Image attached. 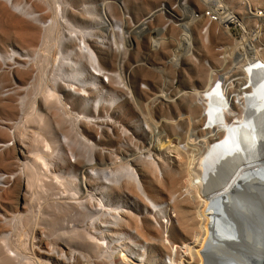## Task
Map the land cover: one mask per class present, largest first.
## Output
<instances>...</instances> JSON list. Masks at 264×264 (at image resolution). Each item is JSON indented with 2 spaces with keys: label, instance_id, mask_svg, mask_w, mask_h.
<instances>
[{
  "label": "rangeland",
  "instance_id": "1",
  "mask_svg": "<svg viewBox=\"0 0 264 264\" xmlns=\"http://www.w3.org/2000/svg\"><path fill=\"white\" fill-rule=\"evenodd\" d=\"M160 1L0 0L1 38L8 25L34 24L38 31V42L33 47L15 41L6 43L0 40V115L3 114L1 106L7 104H13L23 112V115L17 113L15 116L0 117V142L5 143L0 146V166L3 167L0 170V264H37L40 257L46 264H57L59 261H56V258L61 251L59 247L78 241L72 234V227L55 224L60 217L59 212L61 213L55 203L56 199L64 195L65 189L71 193L84 191L83 185L78 187L74 181L75 177L81 176L82 173L78 166H72L74 162L70 161L71 154H76L82 162L93 158L99 164L109 165V168L114 170L125 168L122 181L127 184L125 188L129 192L121 197H113L115 203L122 205V209L130 210L139 204L140 210L146 213L148 209L144 207L143 195L132 171L139 178L142 190L149 195V200L160 204L159 208L165 209L173 189L172 180L176 171L183 168L184 160H188L189 156L196 153L199 155V152L207 150V144L202 146L204 141L200 140L206 135L209 136L210 130L219 123L228 122V119L224 122L216 120L217 124L207 132V126L203 122V109H207L206 105L200 104L198 97L192 92L195 89H204L210 75L224 84L233 80L229 86L237 89L236 78L243 77L244 66L249 62L247 48L236 47L242 38L250 43V49L257 50L259 59L264 62V16H255L251 12L253 8L264 12V0H223L231 10L242 17L247 24V30L242 29L236 22L231 24L229 30L222 23L211 21L208 34H203L200 25L196 26L198 31L194 39V53L199 58L204 55L209 57L214 65L220 67H217L216 75L206 71L199 64V67L193 68L196 72L194 77L201 79V85L154 84L149 85V93L142 89L140 83L149 78L158 81L161 77H157L155 69L136 66L142 62L145 52H131L129 47L123 46L125 37L116 27L119 25L126 35L131 31L135 45L140 43L141 46L146 45L149 48V43L154 38L152 36L147 40L144 37L149 33V24H145L143 33L137 34L136 30L149 14L161 8ZM187 1L201 10L211 6L201 0ZM246 1L253 6L246 8L250 13L245 11ZM168 2L170 8H173L171 1ZM159 13L160 11H157L159 17L156 18L155 24L162 26L166 20L161 18ZM144 15L146 17L141 23L136 22ZM63 16L68 17L73 26L62 22L60 19H64ZM209 21L207 15L203 17L202 22ZM154 28L157 29V25ZM171 30L175 31L174 26ZM182 36L183 34L169 32L166 42L162 44L159 43V40H162L159 35L155 45H161L163 50L161 48L155 56L152 54L155 61H160L170 50V43L178 45ZM78 37H84L93 44L95 59L87 53L79 55L76 42L69 43L70 38L74 40ZM203 41L207 43V47L202 46ZM221 50H227L225 58H221ZM239 53H243V57L238 59ZM71 58L78 59V68L69 67L64 63V60ZM95 60L103 71L105 68L112 71L122 68L126 75H130L131 82L126 85L125 82L114 79L110 85H102L101 75L94 72ZM23 72H27L25 76ZM187 81L192 82L193 78L190 77ZM250 81L241 83L240 88H248ZM51 87H55L65 99L67 107L60 99L49 96L48 89ZM82 88L87 95L79 94ZM165 89L172 93L175 90L176 96L163 99L160 95ZM97 100L101 104L96 106ZM187 113L194 115L195 120L190 122L180 119L186 117ZM107 115L133 136L128 135L120 140L103 139L104 118L101 116ZM84 120L97 123L93 125ZM21 121L26 123L22 124ZM145 124L163 128L161 134H153V147L149 151L140 147L149 137V133L144 131ZM99 128H102L101 133ZM219 133L221 131H215L214 138L219 136ZM97 134L99 139L96 138ZM120 135L117 133L116 138ZM64 137L68 138L67 142L63 141ZM20 143L25 146V158L18 152ZM154 161L158 164H154ZM214 170L211 183L218 182L221 177L220 172ZM56 176L65 182L67 188L56 182ZM30 179L34 182L30 183ZM184 179L181 181V187ZM94 185L95 188L101 186ZM205 188L199 187L206 205L209 206L212 190ZM187 196L188 191L184 192L181 199ZM46 201L47 204L43 205ZM94 206L102 207L98 206V203H94ZM121 207L116 210L111 221H115ZM170 208L173 211V207L169 206L168 209ZM157 209L153 208L152 213L155 225L154 233L149 236L152 244L148 245L147 241L133 238L130 239L127 247L129 251L126 252H134L139 257L138 255L149 251V259L144 260L146 264H171L170 256L177 259L179 257L177 264L186 258V261H192L190 264H198V261L192 260L185 251L186 243L193 240V231L186 232L181 239H174L176 232L173 227L177 226V222L174 221L173 226L169 225L167 229L162 223L165 213ZM149 212H152L150 205ZM105 217L107 212L102 210L88 217L83 226L91 227L95 220L103 221ZM112 244L105 249L106 252L99 251L100 260H95L97 264H114L113 258H119L121 248L115 249L118 245ZM41 251L49 252L51 256L43 255ZM182 254L183 257L180 256Z\"/></svg>",
  "mask_w": 264,
  "mask_h": 264
},
{
  "label": "bare ground",
  "instance_id": "2",
  "mask_svg": "<svg viewBox=\"0 0 264 264\" xmlns=\"http://www.w3.org/2000/svg\"><path fill=\"white\" fill-rule=\"evenodd\" d=\"M8 1L10 2L11 0ZM201 1L211 5L210 7H212L213 13L216 15V19H211L213 18L211 16L212 13L206 14L209 20L211 19L210 21L220 22L229 30L231 29V24L235 22L242 29L247 28V24L242 17L236 11L231 10L223 0ZM245 3L247 4L245 11H247L246 13H250L246 8L249 6L253 8V6L247 1ZM155 12H152L150 15H154ZM251 12L255 16H259L257 10L254 8ZM206 15L204 14V16ZM63 17L64 19H60L62 22L73 26L72 21H70L68 17ZM137 28V34L145 32V23L137 26ZM116 30L121 31L120 33L125 37V41L122 43L123 46H135V39L132 37L131 31H128L126 35L124 30H120L119 25L116 27ZM197 31L196 27L191 31L190 37L193 46ZM170 33L174 34L175 31L171 30ZM159 35L162 36V40L161 42L159 40V43H165L167 34L163 35V32H161ZM186 37L187 39L190 38L189 35L184 32L182 40ZM0 40L6 43L15 41L22 45L33 47L38 42L37 27L34 24L24 23L19 26L8 25L4 29L3 36L2 38L0 37ZM182 40H180V43ZM70 42H76V50L79 55L87 53L95 59L96 56L94 54L95 49L93 44L85 40L84 37H78V39L75 38L74 40L70 38L69 43ZM206 44L205 41L202 42L203 47H207ZM136 45L139 47L140 43ZM236 47L247 48L246 50L249 52L248 59L250 62V64L247 62L244 66V74L243 77H240L241 80H239L240 78H236L238 80L237 89H233V86H229L233 80L228 82V84H224L216 81L215 78L210 75L204 89H195L192 92V94L198 97L200 104L206 105L207 109H203V122H205L204 125L207 126V132L209 131L208 129L217 124L218 121L216 122V120L220 119V121L224 122L228 119V122L226 124L219 123L217 127L210 130L211 133L209 136L206 135L202 139L200 138V141H204L202 146H205V143L207 144V150L203 153L199 152V155L196 153L189 156L188 160H184L185 165H183V168L176 171L172 180L173 189L168 199L170 202H166L168 204L165 209L159 208L160 204L149 200V195L146 191L142 190V185L134 171L132 172L137 180V186L143 195L144 207H146L148 211L146 213L145 211H141V205L139 204L133 210L122 209V205L119 206L117 204V206L113 197H121L129 192L127 188H125L127 184L124 183L125 181H122L124 177L122 172H124L125 168L114 170L109 168V165L99 164L93 158L82 162L76 154H71L70 161L74 162L72 166H78L79 171L82 173L81 176L77 175L74 181L78 187L83 185L84 191L71 193L69 190L65 189L64 195L56 199L55 203L61 213L59 212L60 217L55 224L64 227H72L73 236L78 238L75 244H64V247L67 249L63 246L59 247L61 251L56 258L59 264H97L95 260H100L99 251L106 252L105 249L114 245L112 243L118 245L115 246V249L121 248L119 250V258H113L112 260L114 264H146L144 260L146 258L149 259V251L137 257L134 252H126V250H128L127 247L130 239L133 238L147 241L148 245L152 244V241H149V236L155 231L154 218L152 215L153 208L164 211L165 215L163 216L164 221H162V223L167 229L169 225L173 226L174 221L177 222V226L173 227V231L176 232V235H173L174 239H181L183 234L193 231V240L186 243L185 246L186 254H189L192 260L198 261V264H205V252L212 233V225L218 214L213 208V204H215L223 194L232 190L239 176H241L245 170L251 166L264 165V62L259 59L257 50L250 49L251 45L246 39L242 38L241 41H238ZM223 52H225L224 54L226 55L227 50ZM246 54L247 52L245 55ZM242 57L243 53L237 55L238 59ZM64 63L72 68H78L80 65L78 59L75 58L68 59L67 61L64 60ZM96 63L95 60V64ZM94 72L97 75H102L104 71L96 64ZM26 73L27 72H23V76H25ZM75 78L76 77H74V79ZM249 80H251V84L248 88H240L241 83L244 81L248 83ZM69 89L71 90L72 88ZM235 91L237 92L234 93ZM48 94L52 98L60 99L67 107L65 99L62 98L55 87L49 88ZM79 94L87 95V92L82 88ZM100 104L101 102L97 100L96 106ZM1 109L3 114L2 116L0 115V117H3V115L15 116L17 113L23 115L22 110L17 109L13 104L2 105ZM187 114L186 117L183 116V118L181 117L180 119H187L190 122L195 120L194 115L191 113ZM21 123L25 124L26 121H21ZM215 131H221L216 138H214ZM63 141L67 142L68 138L64 137ZM0 143H2L0 146H3V144L5 145L4 142ZM19 145L18 152L25 158L27 155L25 146L22 143ZM180 159L182 160L183 157ZM153 163L158 164L155 161ZM196 165H198V168H196ZM33 168L34 166L32 169ZM1 169H3V167L0 166V170ZM214 169H216V171L218 170L221 176L218 182H213L215 186L211 183V176L215 171ZM183 178L185 179L181 187ZM56 180L59 185L67 188L65 182L60 179L59 176H56ZM33 182V179H30V183ZM94 184L101 186L95 188ZM210 184H212L213 187ZM200 186L206 187L205 189H210V187H212V189H210V191H212L210 192L211 196H209V206L206 205V200L200 192ZM184 188L186 189L183 190ZM186 191L189 192V196L181 199V196ZM22 195L25 198L24 194ZM43 203V205H46L47 201ZM94 203H98V206L102 205V207L95 208ZM149 205L152 208L151 213L149 212ZM169 206L173 207V211L171 208L168 209ZM120 207L121 210L117 212L118 214L116 215L115 221H111L114 213H116V210L120 209ZM39 210L41 211L42 208ZM63 210H66V212H63ZM102 210L107 212L106 219L103 221L100 220L101 222L95 220L91 227L83 226L88 217L94 216ZM38 215L40 216V214ZM96 219L99 220L98 218ZM167 248H169V246ZM129 249L131 248L129 247ZM41 253L51 256L49 252L41 251ZM145 255H147V257L144 258ZM180 256L183 257L184 254ZM178 259L170 256L171 264H177ZM186 259H181L180 264H190L192 262L189 260L186 261ZM37 264L46 263H44L40 257L38 258Z\"/></svg>",
  "mask_w": 264,
  "mask_h": 264
},
{
  "label": "built area",
  "instance_id": "3",
  "mask_svg": "<svg viewBox=\"0 0 264 264\" xmlns=\"http://www.w3.org/2000/svg\"><path fill=\"white\" fill-rule=\"evenodd\" d=\"M171 3L173 4V8H170L168 0H161L159 2L161 10L159 14L162 15L161 18H164L165 23L162 26H159L158 24H155L157 16V11L155 12L154 15H150L146 17V15L142 16L138 21L136 22L141 23L144 20L145 24H149V33L144 35L145 39L149 40V37L152 38V42L149 43V48L144 45L141 46V48L138 49V45L129 47L130 51L135 52V53H140V52H145V56L142 58V62H139L136 64V66L142 65L146 68L150 69H155L154 71L157 73V77L159 79L158 81L152 79H146L143 80L140 84L142 89L145 91H148L150 93V88L149 85H154V84H168V85H176V84H181V83H189V84H197L201 85V79L194 77L196 76V72H194L193 67H199L198 65L200 64L206 71L213 72V75H216L215 71H217V65L213 64L212 60L207 57V56H201L200 58L197 57L194 53V48L192 45V40H191V31L197 26L200 25L202 28V33L203 34H208L209 28H210V22H202L203 21V16L206 13L207 15L212 13L211 16L213 18L211 19H216V15L213 13L212 7H208L204 10L197 9L194 6H192L190 3H188L187 0H178L177 2H174V0H170ZM158 7V6H157ZM156 7V8H157ZM155 8V9H156ZM170 8V9H169ZM154 9V10H155ZM207 10V11H205ZM151 13V12H149ZM259 16H264V12L262 10L257 11ZM160 18V19H161ZM127 19V18H126ZM131 19V17H130ZM210 19V20H211ZM132 20V19H131ZM202 22V25H201ZM155 25H157V29H155ZM175 28L176 34L180 35L183 34L184 32L189 35V39L184 38L181 43L178 45L176 43H170L169 48L170 50L164 54L163 58L160 61H155L153 58V55L155 56L156 52H159V50L162 48L161 45H155V40L159 38V33L163 32L164 34H167L170 32V28L173 27ZM150 35V36H149ZM167 47V48H168ZM163 50V48H162ZM129 51V52H130ZM221 52V58H225L222 54L225 52ZM158 54V53H157ZM200 59V60H199ZM220 68V67H218ZM169 76L167 79H164V77ZM102 79L101 84L102 85H110L111 81L114 79H117L121 82H125L126 85L131 82V77L130 75H126L125 72L123 71L122 68H118L115 71L108 70L105 68V71L101 75ZM190 77L193 78L192 82L187 81ZM163 78V79H162ZM179 89H176L178 91ZM175 90L172 93L170 90H163L162 94L160 97L166 98V97H171L172 95L176 96ZM108 96V94H106ZM108 98V97H107ZM102 113H105V111H102ZM104 118L103 122V139L107 140H114V139H122L127 137L128 135L133 134L127 130H125L124 127L120 126L116 121L111 120L108 115L107 116H101ZM87 121L90 124L97 123V121ZM101 123V122H98ZM100 133L102 132V128H99ZM144 131L149 133V137L146 138V141L140 145L142 149H146V151H149L150 148L153 147V134H161L163 132V128L161 126H156L154 124H145L144 126ZM120 133L121 135L119 138H116V134ZM163 136V135H162ZM96 138H98V134L96 135ZM143 157V156H141ZM117 159H121V157H117ZM179 260V259H178ZM169 263V258L167 259Z\"/></svg>",
  "mask_w": 264,
  "mask_h": 264
},
{
  "label": "water",
  "instance_id": "4",
  "mask_svg": "<svg viewBox=\"0 0 264 264\" xmlns=\"http://www.w3.org/2000/svg\"><path fill=\"white\" fill-rule=\"evenodd\" d=\"M213 208L205 264H264V165L245 170Z\"/></svg>",
  "mask_w": 264,
  "mask_h": 264
}]
</instances>
